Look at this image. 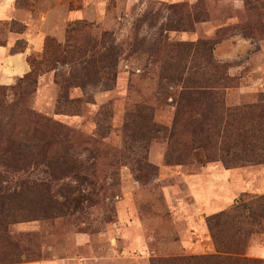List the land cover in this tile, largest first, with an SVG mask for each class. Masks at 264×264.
Segmentation results:
<instances>
[{
    "label": "rangeland",
    "instance_id": "1",
    "mask_svg": "<svg viewBox=\"0 0 264 264\" xmlns=\"http://www.w3.org/2000/svg\"><path fill=\"white\" fill-rule=\"evenodd\" d=\"M178 19L182 29H165ZM201 39L215 42L214 59L233 79L224 90L226 105L264 95V0H0V88L29 71L26 60L39 59L45 42L59 45L62 57L41 69L28 106L71 130L70 152L88 167L51 181L44 166L0 163L5 190L21 180H49L59 201L81 197L65 216L9 225L8 234L22 240L10 247L18 255L11 264H150L155 257L212 254L206 216L264 194V164L165 165L164 136L150 141L147 161L157 174L149 181L122 160L127 111L144 103L157 124L169 127L179 86L162 77L161 64L180 56L168 52L176 43ZM15 44L21 52L14 54ZM108 45L118 50L114 79L70 89L69 97L80 102L76 112L56 114L61 85L81 70L82 53ZM7 96L11 100L13 91ZM193 179L205 186L190 188ZM4 244L0 230V252ZM245 254L264 259V234L252 235Z\"/></svg>",
    "mask_w": 264,
    "mask_h": 264
},
{
    "label": "trees",
    "instance_id": "2",
    "mask_svg": "<svg viewBox=\"0 0 264 264\" xmlns=\"http://www.w3.org/2000/svg\"><path fill=\"white\" fill-rule=\"evenodd\" d=\"M179 24L180 19L165 29H182ZM69 48L73 52L74 44ZM214 48V41L203 39L176 43L169 48L168 52L180 55L174 64L165 59L160 69L164 79L179 86L169 127L157 124L152 107L144 103L137 102L127 111L122 127V160L133 167L143 182L157 174V166L147 161V152L150 141L160 136L167 142L165 165H184L192 161L220 162L225 168L264 164V95L253 103L226 105L224 90L231 87L233 79L227 75L225 65L215 61ZM19 52L15 44L12 53ZM61 52L59 45L50 40L45 42L39 59L26 60L29 71L14 86L0 88V163L21 169L30 165L44 166L51 181L78 176L88 169L70 152L71 130L33 112L28 106L41 69L49 68ZM117 58L118 50L113 45L90 56L82 53L79 59L83 66L62 83L55 113L76 112L80 102L69 97L70 89L84 88L101 81L103 76L111 82L116 75ZM181 59L184 63H179ZM8 90L13 91L11 100H8ZM51 181L21 180L9 191L0 185V230L5 243L0 252L3 256L0 264L18 260L10 247L17 249L22 240L8 234L9 225L61 217L77 208L81 197L59 201L51 189ZM205 222L214 253L155 257L150 259V264H264V259L245 254L252 235L264 234V194L239 198L233 206L207 215Z\"/></svg>",
    "mask_w": 264,
    "mask_h": 264
},
{
    "label": "crops",
    "instance_id": "3",
    "mask_svg": "<svg viewBox=\"0 0 264 264\" xmlns=\"http://www.w3.org/2000/svg\"><path fill=\"white\" fill-rule=\"evenodd\" d=\"M2 8H4V11H3L4 13L9 12V10H10V7H9V6H6V7H5V6H2ZM23 54L25 55L26 52L23 53ZM15 77H18V76H14V78H15ZM20 77H21V76H20ZM20 77H18L17 80H18ZM14 78H13V79H14ZM224 171H227V170H224ZM224 171H223V172H224ZM199 182H201V185L204 184V182L202 181V179H193V180L190 182L189 187H190V186L192 187L193 185H195L196 183H199ZM203 186H205V185H203ZM191 187H190V188H191ZM238 200H239V199H237V201H238ZM198 248H200V247H198Z\"/></svg>",
    "mask_w": 264,
    "mask_h": 264
}]
</instances>
